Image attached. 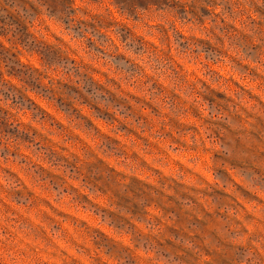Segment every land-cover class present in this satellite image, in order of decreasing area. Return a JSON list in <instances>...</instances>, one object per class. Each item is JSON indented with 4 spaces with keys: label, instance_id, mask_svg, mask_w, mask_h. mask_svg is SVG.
Instances as JSON below:
<instances>
[{
    "label": "rangeland",
    "instance_id": "rangeland-1",
    "mask_svg": "<svg viewBox=\"0 0 264 264\" xmlns=\"http://www.w3.org/2000/svg\"><path fill=\"white\" fill-rule=\"evenodd\" d=\"M0 264H264V0H0Z\"/></svg>",
    "mask_w": 264,
    "mask_h": 264
}]
</instances>
